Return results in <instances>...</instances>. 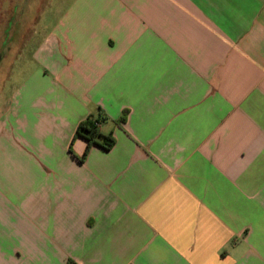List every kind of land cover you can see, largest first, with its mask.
Instances as JSON below:
<instances>
[{
	"label": "crops",
	"instance_id": "obj_1",
	"mask_svg": "<svg viewBox=\"0 0 264 264\" xmlns=\"http://www.w3.org/2000/svg\"><path fill=\"white\" fill-rule=\"evenodd\" d=\"M0 264H264V0H0Z\"/></svg>",
	"mask_w": 264,
	"mask_h": 264
},
{
	"label": "trees",
	"instance_id": "obj_2",
	"mask_svg": "<svg viewBox=\"0 0 264 264\" xmlns=\"http://www.w3.org/2000/svg\"><path fill=\"white\" fill-rule=\"evenodd\" d=\"M104 121V118L96 119L94 116H90L83 123H81L79 128H77L75 139L82 138L88 143L83 159L87 158L93 146L101 147L107 151L113 149L114 146H116V140L112 133L105 135L101 131ZM122 121H125V116Z\"/></svg>",
	"mask_w": 264,
	"mask_h": 264
},
{
	"label": "rangeland",
	"instance_id": "obj_3",
	"mask_svg": "<svg viewBox=\"0 0 264 264\" xmlns=\"http://www.w3.org/2000/svg\"><path fill=\"white\" fill-rule=\"evenodd\" d=\"M32 1H34V0H32ZM44 9H45V8H44ZM32 17H33V13H32V12H28V18L30 19V18H32ZM17 78H18V76L14 74V75L12 76V81H11V83L13 84V82H16Z\"/></svg>",
	"mask_w": 264,
	"mask_h": 264
}]
</instances>
